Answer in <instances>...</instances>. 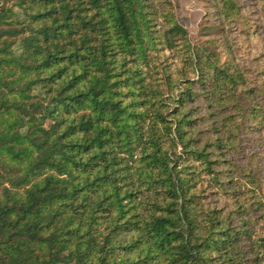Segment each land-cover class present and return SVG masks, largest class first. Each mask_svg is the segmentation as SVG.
<instances>
[{
	"label": "trees",
	"instance_id": "obj_1",
	"mask_svg": "<svg viewBox=\"0 0 264 264\" xmlns=\"http://www.w3.org/2000/svg\"><path fill=\"white\" fill-rule=\"evenodd\" d=\"M209 1L195 42L172 0H0V264H264V79Z\"/></svg>",
	"mask_w": 264,
	"mask_h": 264
},
{
	"label": "rangeland",
	"instance_id": "obj_2",
	"mask_svg": "<svg viewBox=\"0 0 264 264\" xmlns=\"http://www.w3.org/2000/svg\"><path fill=\"white\" fill-rule=\"evenodd\" d=\"M176 5V13L180 22H182L190 33L193 41L199 42L205 40V33L210 31L204 28L205 18L211 23H216L217 11L212 8L209 0H172ZM238 14L226 21L225 30L229 33L231 42L233 43V51L235 55L243 62H248V75L253 76L254 80L264 79V0H236ZM10 19L15 16L10 12ZM225 30H214L220 38L224 35ZM217 31V32H216ZM206 125V123H205ZM233 151V160L238 165L247 163L246 156H252V165L260 163L259 174L264 173V141H259L257 136L248 140L245 144L244 151H238V148L231 149ZM244 153V154H243ZM221 176L226 177L231 171V175L240 176L241 181L247 179V183H242L245 187L251 186L248 182L247 175L244 170L235 167L233 162H226L222 159L216 165ZM230 167L232 169L230 170ZM232 171H235L234 173ZM235 179V178H234ZM231 209V206H229Z\"/></svg>",
	"mask_w": 264,
	"mask_h": 264
}]
</instances>
